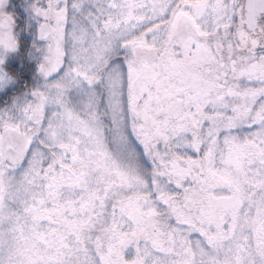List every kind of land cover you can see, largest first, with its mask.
I'll list each match as a JSON object with an SVG mask.
<instances>
[{
    "label": "snow or ice",
    "instance_id": "1",
    "mask_svg": "<svg viewBox=\"0 0 264 264\" xmlns=\"http://www.w3.org/2000/svg\"><path fill=\"white\" fill-rule=\"evenodd\" d=\"M0 264H264V0H0Z\"/></svg>",
    "mask_w": 264,
    "mask_h": 264
}]
</instances>
